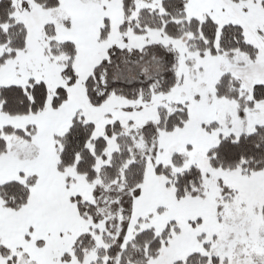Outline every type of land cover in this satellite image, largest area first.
I'll return each instance as SVG.
<instances>
[{
  "label": "snow or ice",
  "instance_id": "obj_1",
  "mask_svg": "<svg viewBox=\"0 0 264 264\" xmlns=\"http://www.w3.org/2000/svg\"><path fill=\"white\" fill-rule=\"evenodd\" d=\"M0 264H264V0H0Z\"/></svg>",
  "mask_w": 264,
  "mask_h": 264
}]
</instances>
